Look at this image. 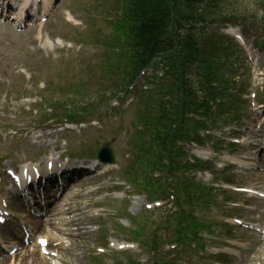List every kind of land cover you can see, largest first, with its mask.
I'll return each instance as SVG.
<instances>
[{"label": "rangeland", "instance_id": "374dc122", "mask_svg": "<svg viewBox=\"0 0 264 264\" xmlns=\"http://www.w3.org/2000/svg\"><path fill=\"white\" fill-rule=\"evenodd\" d=\"M120 2L119 0H60L58 16L43 29V33H49L54 38H64L65 43L69 44L56 50H43L42 46L38 48L37 43L31 41V38H34V33L31 36H28L30 33L16 35L8 29L0 30V159H5V161L0 163V168L8 164L7 167L15 166L25 156L26 159L34 161L42 155H50L51 153L63 154L65 150L67 152L86 150L92 141H98V146L102 143L110 142L117 163L120 164V167L123 165L125 162L123 149L130 146L128 136L131 132L132 120L136 111L135 100L127 107H125V104L121 107H112V104L109 103V108L114 110L107 111L102 116L103 121L98 122L95 128L86 126L82 130L76 129L71 133H67L57 131L53 124H40L43 116L46 115L45 107L42 106V103L51 102L55 108H58L61 106L60 103L62 101H67L66 105L70 107L79 105L85 107L87 105V102H85L87 98H84L83 95L85 89L86 91H92V93H100L101 88L102 90L109 89L108 85L111 81H109L110 78H108L106 71L110 65H113V58L116 55L109 59L112 52H109L106 45L110 42L112 35L110 33L112 31L110 29L111 20H115ZM219 5L226 12L229 10L230 13L244 16L240 17L242 19L239 27L249 31L253 29L255 36L257 35V29H259L260 24L259 18L261 15L264 16V11L258 9L256 0H224ZM64 10H68L76 21H80L81 26L66 22ZM75 30L76 33L74 32ZM253 31L251 30L250 33L252 34ZM77 32H82L81 34L83 35L77 34ZM210 33L212 34L211 31ZM78 37L84 39L85 43L78 45L81 43L77 42ZM254 39L247 37V44L249 45ZM257 53L253 54V61L255 62L256 60L255 63L250 62L244 55L238 59L241 66L239 68L237 66V75L239 74L242 78L245 89H247L249 94L256 89L260 93V87H264V74L260 72V68L264 67V51ZM92 75L96 78L100 77L104 81L97 84V81L91 80ZM232 87L238 92L241 91L242 85L238 83L232 85ZM74 89L76 93H73ZM72 94L78 96V98ZM82 95L83 99H81ZM107 96H109V93L106 94ZM240 98L242 99V97ZM242 108L244 110L245 106ZM34 109L35 111L31 112ZM101 114L102 112L99 115ZM244 121H242L243 125ZM37 124L42 129L34 131L31 127ZM251 125H253L252 122L241 126L238 133L249 137L251 135L249 129ZM102 127L103 131L101 133L99 130ZM51 128H53V131L49 130ZM127 134L128 136H126ZM219 134L220 132L212 131V135L215 137H218ZM37 136H43L40 140H43V138L47 140L42 141L45 142L42 147H31L34 142L39 140ZM56 139H58L56 142V147L58 148L51 146V142ZM64 141L68 142L66 146L62 143ZM222 148L226 151L217 158L219 162H224L229 158L226 154L227 148H225V145H222ZM92 150L94 149L92 148ZM186 150L189 156H193L191 155L192 152L198 149L190 146ZM200 150L203 151L198 150L197 152L203 153L206 151L209 153L206 157L208 161H215V154L209 146ZM246 150L247 148L233 149L234 158L236 160L244 158ZM3 153L8 155L4 156ZM15 156H18V159H15ZM251 156L253 155L251 154ZM229 171L231 173L229 174L231 177L230 181L237 186L259 185L262 181H257V177L250 173L237 170V172H241L239 174L235 170ZM191 177L193 175H188L185 178L189 180ZM262 177L264 178L263 174ZM195 179L207 183L210 181L205 175L196 176ZM107 186L103 185L102 187ZM74 187L80 188L82 186L74 184ZM76 191L81 192L85 196L81 201L82 206L85 204L89 205V202L95 200L93 198L94 192L91 195H87L90 190ZM216 194L213 193V196L215 202L218 203L219 200H222V196L218 192ZM228 195L232 197V200H235L234 194ZM242 198L244 199L243 196ZM135 203L136 206L134 207ZM145 204L146 201L142 196L130 198L129 201L127 197L124 201L114 199L109 204L111 208L110 215L112 216L106 217L103 222H108L109 232L114 233L113 237L123 240L125 238L121 234H125L127 230L132 232V234L137 231L135 227L130 228L126 225L125 221H122L124 225H121V227L116 225L115 220L118 218L131 216L137 220L141 219V223H144L143 228L146 237L151 231L148 224L160 222L167 217L165 216L166 214L174 212L172 203L166 208L164 206L160 207V211L156 212H146ZM214 206L216 205L196 209V214L202 218L201 220L205 219L210 222L211 219L218 218L221 215L219 210L221 205L218 208ZM176 207L179 210L180 206L177 205ZM127 209L130 211H127ZM177 219L178 214L171 216L167 221L171 227H175ZM117 230L121 231V233H118ZM106 232H104V235ZM101 240V235H92L86 240L87 246L85 250L92 252L94 248L103 246L104 242ZM128 251L130 253L124 254V258L128 257L127 254H130L131 257L138 259L140 262L148 261L149 263L147 254L141 253L139 256L137 249H128ZM256 253V257L262 256V252L259 250ZM119 256L114 254L100 256L99 260L84 256L83 259H79V264H115L116 262L119 264L118 261L122 262ZM8 264L12 263L8 262Z\"/></svg>", "mask_w": 264, "mask_h": 264}, {"label": "trees", "instance_id": "16d2710c", "mask_svg": "<svg viewBox=\"0 0 264 264\" xmlns=\"http://www.w3.org/2000/svg\"><path fill=\"white\" fill-rule=\"evenodd\" d=\"M211 0H122L118 26L126 41L128 53L124 55L123 73L147 65L159 55L165 67V83L160 85L154 102L146 104L142 117L143 130L140 139L151 141L165 155L183 134L190 135L192 129L181 127L179 120L185 112L198 117L210 118V103L218 111L224 110L221 76L219 68L223 58L218 52L209 53V47L196 28L207 22V14L217 11ZM126 47L124 48V50ZM158 62L155 63V67ZM169 96L171 101L163 104L161 99ZM196 125V124H195ZM192 140H197L195 134Z\"/></svg>", "mask_w": 264, "mask_h": 264}, {"label": "bare ground", "instance_id": "6f19581e", "mask_svg": "<svg viewBox=\"0 0 264 264\" xmlns=\"http://www.w3.org/2000/svg\"><path fill=\"white\" fill-rule=\"evenodd\" d=\"M68 20H71L70 16L67 15ZM41 35V33H39ZM43 38L46 40H43ZM41 40H39L42 43V46L44 47V49H48L49 48V44L47 43L48 40H51L49 36H42L39 38ZM55 45V44H54ZM55 49V47L53 48ZM193 155L197 156L199 155V153L197 151H193L192 152ZM201 154H205V153H201ZM200 154V155H201ZM58 210V209H56ZM47 212L49 214H51V212L49 211V209H47ZM77 212H79L78 210H75L71 207L67 208V209H60L59 213L60 214H67V215H72L73 219L69 220L68 222L65 223V225H72L74 226V224H76L79 220L74 219V217L77 216ZM53 215V214H51ZM82 231L83 228L77 226V228L75 229L74 232L69 234V239L71 244L77 243L78 240L76 238H78L80 241V243H83V237H82ZM43 237L48 238L47 235H40ZM72 246V245H71ZM58 247L60 248L57 251L58 255H61L63 258L69 259V261L72 264H79L78 259V254L73 251V250H69V249H64L61 247V245H58ZM13 259L15 260L14 264H52L53 260L52 258H47L45 256H41L39 251L36 250V248H23L21 249L14 257H12L11 259H7L8 261H13ZM18 262V263H17ZM8 264V263H6Z\"/></svg>", "mask_w": 264, "mask_h": 264}, {"label": "snow or ice", "instance_id": "6c2138e0", "mask_svg": "<svg viewBox=\"0 0 264 264\" xmlns=\"http://www.w3.org/2000/svg\"><path fill=\"white\" fill-rule=\"evenodd\" d=\"M43 243V242H42Z\"/></svg>", "mask_w": 264, "mask_h": 264}]
</instances>
